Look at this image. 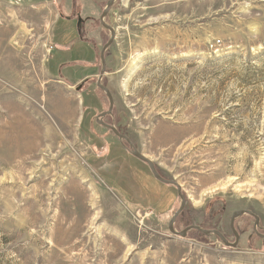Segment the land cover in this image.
I'll list each match as a JSON object with an SVG mask.
<instances>
[{
    "label": "rangeland",
    "instance_id": "obj_1",
    "mask_svg": "<svg viewBox=\"0 0 264 264\" xmlns=\"http://www.w3.org/2000/svg\"><path fill=\"white\" fill-rule=\"evenodd\" d=\"M0 0V264H264L249 214L226 246L172 234L176 187L95 117L108 0ZM101 120L186 197L175 220L264 234V0H115ZM81 85L79 90L76 87Z\"/></svg>",
    "mask_w": 264,
    "mask_h": 264
},
{
    "label": "water",
    "instance_id": "obj_2",
    "mask_svg": "<svg viewBox=\"0 0 264 264\" xmlns=\"http://www.w3.org/2000/svg\"><path fill=\"white\" fill-rule=\"evenodd\" d=\"M115 2V0H108L107 1V4L105 6V8L103 9L101 15H100V21H101V25L104 26V27H107L109 29V31H111L112 35H111V39L106 42L103 46V49L100 53V61H101V70L99 72V77H98V80L96 82V85L97 87L102 90V91H105L106 95H107V98H108V109L105 110V112H102L100 113L99 115H97L95 117V120L100 123L101 125L103 126H106L108 127L113 134L117 135L118 138L121 140V139H124L125 142L127 143V149L129 150V152L135 157V158H138L139 160H141L142 162L146 163L148 165V168L152 174V176L154 178H156L158 181L164 183V184H171L173 186L176 187V192L178 193L180 199H181V203H180V206L179 208L174 212V214L172 215V217L169 219V223H168V229L169 231L174 234V235H177V236H180V237H184L186 235V233L190 230H195V231H199L205 235H216L224 245H228V246H236L238 241H239V237L240 235H238L236 229H235V218L240 216L241 214H249L250 216L253 217L254 219V224H253V232L254 234L258 235L259 237L261 238H264V234L262 233H259L257 231V227H258V224H259V219H258V216L255 215L251 210L249 209H241V210H236V211H233L232 214L230 215V223H229V227H230V230H231V233L232 235H234V241L233 242H229L226 237L217 229H206V228H203V227H200L199 225H189V226H186L185 228H183L181 231H177L175 230L174 228V224H175V220L176 218L178 217V215L182 212V210L184 209V205H185V202H186V197L185 195L181 192V189H180V186L178 185V183L173 180V179H168V178H162L158 171H157V168H156V165L155 163H153L152 161H150L143 153H141L138 149H135L132 145V143L130 142L128 136H126L125 134H122L121 132L119 133L117 131V129L111 125V124H108V123H104L101 119L105 117V115H108V114H111L112 110H113V97H112V94H111V91L105 86V85H102L101 84V80L102 78L104 77V71H105V61H104V49L106 47H108V45L111 43V41L114 39L115 37V31L113 28L109 27L105 21H104V15L107 13V11L109 10L110 6ZM81 88V85L77 86L76 87V90H79Z\"/></svg>",
    "mask_w": 264,
    "mask_h": 264
},
{
    "label": "flooded vegetation",
    "instance_id": "obj_3",
    "mask_svg": "<svg viewBox=\"0 0 264 264\" xmlns=\"http://www.w3.org/2000/svg\"><path fill=\"white\" fill-rule=\"evenodd\" d=\"M78 5L76 4V3H74V0L72 1V11L70 12V14L69 15H67V16H65L64 18H66L67 20H70V21H73V19H75V29H76V32L78 33V35H79V37L80 38H82L83 37V32H82V30H83V25H84V23L89 19V17L87 18V19H82L80 16H79V12H78V7H77ZM101 15V14H100ZM100 17V16H99ZM105 18V17H104ZM99 23H100V25H101V21H100V18H99ZM106 23V22H105ZM109 27H111L110 26V24H108V23H106ZM101 27L103 28L104 26H102L101 25ZM107 31H109V29L107 28V27H104ZM112 28V27H111ZM109 33H110V36H109V38L106 40V42H108L110 39H111V35H112V33H111V31H109ZM115 38V37H114ZM114 40V39H113ZM112 40V41H113ZM112 41H111V43H112ZM105 42V43H106ZM104 43V44H105ZM110 43V44H111ZM103 44V45H104ZM109 44V45H110ZM109 45H108V47H109ZM104 47V46H103ZM103 47H102V49H103ZM108 47H106L105 49H104V56H105V51L107 50V48ZM102 49H101V51H102ZM101 51H100V53H101ZM100 53H99V60H100ZM263 234V233H262ZM258 236V235H257ZM259 237V236H258Z\"/></svg>",
    "mask_w": 264,
    "mask_h": 264
},
{
    "label": "trees",
    "instance_id": "obj_4",
    "mask_svg": "<svg viewBox=\"0 0 264 264\" xmlns=\"http://www.w3.org/2000/svg\"><path fill=\"white\" fill-rule=\"evenodd\" d=\"M180 214H181V213H180ZM180 214H179V215H180ZM179 215H178V216H179ZM176 219H177V218H176ZM196 232H197V231H196ZM198 232H199V231H198ZM199 233H201V232H199ZM201 234H203V233H201ZM204 235H205V234H204Z\"/></svg>",
    "mask_w": 264,
    "mask_h": 264
}]
</instances>
